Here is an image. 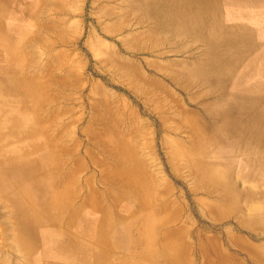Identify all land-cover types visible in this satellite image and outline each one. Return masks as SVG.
I'll return each instance as SVG.
<instances>
[{
	"label": "bare ground",
	"instance_id": "6f19581e",
	"mask_svg": "<svg viewBox=\"0 0 264 264\" xmlns=\"http://www.w3.org/2000/svg\"><path fill=\"white\" fill-rule=\"evenodd\" d=\"M11 1L15 2L14 6L11 5ZM78 1L80 0H0V50L3 53H11L0 58V201L12 212L11 227L15 236V240L13 239V243L9 245L10 248L12 247L10 250L12 255L16 247L19 248L18 244H21L23 248L21 264H27L31 259L35 235L30 227L47 223V226L53 228V234L60 227L65 228V232L69 234L64 237L65 246L59 247L64 257L63 262L58 264H88L86 256L91 255V251H87L88 248L82 251L79 235H76L81 233L78 229L83 228H90L92 236L99 234V240L103 239L101 233L105 230H115L114 241L117 248L127 245L126 248L131 250L127 256L129 264H156L157 261H162L160 264H177V262L191 264L194 256V264H238L234 260H229L230 257L226 248H223L220 237L207 233V228L211 225L209 223L199 225L189 209L194 200H197L199 211L211 216L213 222L214 219L220 221L223 216L226 219L231 213L236 212L237 201L234 195L230 199L224 196L229 191V187L224 185V177L227 173L224 169L213 167L222 160H215L219 158L216 156L219 152L228 153L230 150L237 149V145L242 143L264 147V84L257 81L252 85L251 76L254 72L245 70L255 68L258 66L256 63L263 58L261 53H258V50L262 49L261 42L250 38L245 40L234 38L235 36L232 37L233 35L229 33L230 36L225 39V45L222 43L225 47L221 45L220 49L213 47L210 52H207L210 39L205 41L207 40L204 39L205 36L201 37L206 42L204 46L198 47L195 44L199 54L207 52L204 54L208 55L206 58L198 61L199 57L194 61L199 62V66L208 67V73L211 74L209 80L215 81L210 84L214 83L216 87L224 88L233 71L236 72L237 84L251 83L250 87L240 89L243 93L223 94L224 96L232 95L233 101H229L226 107L220 109L219 105L222 101L220 99H225L223 95L219 99L217 97L218 101L214 104L209 105L210 95H216L213 91L214 85H209L210 89L192 94L187 87L180 85L170 72L164 73L163 77H148V74H143L144 71L141 73L135 58L126 56L123 59L119 55L122 52L130 55L156 52L155 55L161 56L164 53V50H161L167 46L164 44L173 43L181 38L176 34L186 31L187 37L189 34L197 35L204 31V24L208 23L214 27H210L211 32L223 30L224 23L218 3H212L210 0L208 6L199 7L203 9L202 14H211L213 6H216L217 15L212 14L207 19L203 18L197 10L183 18L184 11L181 8L183 5L179 6L175 15L171 13L168 15V21L172 24L174 32L164 34L163 30L159 32L157 26H154V23H158L157 18L161 10L156 5H146V0H131L128 1L129 4L126 3L128 5L123 3L125 0H94V3L99 5L95 16L94 26L96 27L89 31L90 39L87 41V46L93 52L95 51L94 57L98 59L95 64L99 67V71L106 74L104 77L108 81L126 83L130 95L141 103L147 115H153L156 118L154 134L155 137H159L160 147L162 146L164 153V159L160 158L161 165L162 168L167 167L172 176H175L180 184L182 183L175 186L167 173L163 175L161 167L156 162L158 158L153 148L149 144L145 147L144 142L139 140L137 129L140 124H143L142 122H145L144 119H141L142 117L128 101L117 95L114 89L113 92L106 89L107 85L103 87L99 82L93 81L95 96L89 102V117L81 126L84 142L86 141L84 152H80V144L75 142L73 146H70L66 143L69 136L68 130L78 123L76 119L79 116L71 117V120L63 122V118L70 114V108L63 104L64 107H53L54 109L47 112V117L45 116L44 106L52 105L53 101H59L61 96L59 98L58 93H50L51 95L47 93L48 88L46 89L45 84L42 85L37 79L40 76L39 73H36L35 77L31 72L30 57L24 53L29 44L30 35L39 30L38 24L36 21H27L23 25L13 16L17 12L18 16L20 14L26 20L43 17L44 9L39 10V4L47 3V25L45 26L47 35L53 34L56 38L58 36L59 41L56 42L60 45L64 29L61 26L58 28V25L63 20L62 16L67 20L72 17L69 20L76 37L83 34V30L79 31V14L76 12L79 6L80 9H83V6ZM149 1L156 2V0ZM149 9L155 12L152 27H143L136 31L129 30L132 22L142 26L143 18ZM122 10L125 13L121 17L119 13ZM82 12L83 10L80 16ZM262 19L264 20V12ZM198 28L202 30L198 31ZM95 30L102 32L105 36L102 38ZM237 34L242 33L237 32ZM218 41L221 42L220 39ZM47 44L49 49V42ZM64 50L58 52L55 49L50 54H48L49 51L47 52V69L50 70L47 75V87L56 84L67 88L69 85V68L63 72L60 66L62 63L59 65L57 63L62 59L65 65L72 62L71 57L68 58V53ZM180 52H182L181 48ZM120 56L122 58H119ZM35 60L33 59L34 62ZM152 61L151 65L154 68H164L165 63H159L156 59ZM253 62L254 64H251ZM197 66L194 68L197 69ZM236 66L239 70L235 69ZM134 71L152 83L147 81L148 85L138 86L140 82L137 80L139 83H135ZM204 79L207 78L201 73L200 79L196 80L205 83ZM171 122L176 125V129L170 127ZM178 128L179 131H177ZM224 135H230L233 138L228 140ZM229 154L228 158L234 161L235 154L232 152ZM60 156L65 157L64 161L58 160ZM257 159L259 161L255 164L264 169V155H260ZM225 163H228L227 159ZM183 167H189L186 174L181 172ZM198 181L204 184L199 186ZM186 192L191 195L193 202L186 200ZM42 196H47V199H43ZM62 217H66L65 221L61 219ZM261 217L263 219L257 221L248 220L247 224L255 229H261L264 226V217ZM121 231L126 232L125 235L121 234ZM231 240L234 242L237 238L232 237ZM9 241L12 240L9 239ZM57 247L51 246L54 250ZM250 255H253L254 260L256 258L257 264H264V247L251 250ZM3 259H0V264L14 262V260ZM47 264L52 263L47 262Z\"/></svg>",
	"mask_w": 264,
	"mask_h": 264
},
{
	"label": "rangeland",
	"instance_id": "374dc122",
	"mask_svg": "<svg viewBox=\"0 0 264 264\" xmlns=\"http://www.w3.org/2000/svg\"><path fill=\"white\" fill-rule=\"evenodd\" d=\"M131 0H125V2H123L125 5H128L129 2ZM216 0H212L211 2H215ZM80 3L81 6H83V9H80V6H79V10H77L76 12H78L79 16H78V19H79V31L83 30V34L82 36H78L76 37L75 36V31L74 29H72L71 25V20L69 19H72V17H69L68 20L62 16L63 20L62 22L60 23V25H58V28L59 26H61V28H63V37H62V41H61V44H60V47L63 49H65L68 53L67 57L72 59V62L68 65H65L63 59L61 62L59 63H62V65L60 64L61 68H62V71L66 72V69L69 68V85H67V88H62L60 85H52L48 88L47 90V93L49 95L51 94H55V93H58L59 95V98L60 100L59 101H53L52 102V105H49V106H44V110H48L46 112H49L51 111L52 109L56 108V107H64V106H67L69 107V111H70V114L69 115H66L67 117L63 118V122L64 121H69L71 120L72 118L71 117H75V116H79V118H77V122L74 126H72L71 128H69L68 132H69V136H67L68 140L66 141V143H68V145L70 146H73V144L76 142L77 144H80L81 146H79V149H80V152H84L85 149H86V145H84L86 143V141L84 142V135H82V125L84 124L83 122L87 121L88 117H89V102L92 101V97L95 96L93 95V81H96V82H99L103 87H105L106 85V89H108L109 91L113 92V89H114V92L119 95L121 98L125 99L126 101H128V103L131 105V107L133 109H135L137 111V113L142 117L141 119H144L143 121L145 122H142L143 124H140L139 128L137 129V133L139 135V140L144 144L145 147H147V145L149 144V146L151 148H153V151L155 153V156L158 158L156 160V162H158L159 166L161 167V171L163 173V175H165V173H167L170 177V179L173 181H171L172 184H177V185H181L179 182V180L177 181V179L175 178V176H172V174L170 173L169 169L166 167V168H162V165H161V159H164V153H163V149H162V146L160 147V141H159V137H155V134H154V128H156V118L152 115H147V113L142 109V106H141V103L134 97V96H131L130 93H129V88L127 87V84L126 83H117V82H112V81H108L105 77H106V74L99 71V67L95 64L98 59L95 56L94 52L87 46V41L90 39L89 38V31L96 27L94 26L95 25V19H96V9L98 8V6L94 3V0H80L78 1ZM82 2V3H81ZM88 2V3H87ZM128 3V4H126ZM147 3V0L146 2ZM92 4V5H91ZM197 7V6H196ZM181 7L183 8V11H184V16L183 18H185V16H189L190 13H194L197 12L199 13L200 12V15H202L203 18L207 19L209 18L210 16H212V14H216L217 15V8L216 6L214 7L213 6V12L210 13H206V14H202V11L203 9H200L199 7ZM95 8V9H94ZM178 8V7H177ZM176 7L174 8H164V7H160L158 9L161 10V13L159 14L158 16V23H154V26H157L159 32L161 30L162 33L164 32L165 33H168V34H172L174 31V28H172V24L168 21V18L169 17H166L164 16V14H168V15H175L177 13V9ZM87 9V10H86ZM119 7H118V11H119ZM174 9V11H173ZM83 10L82 12V15L80 16V12ZM89 10V11H88ZM121 11V10H120ZM119 11V12H120ZM168 11V12H167ZM118 12V13H119ZM125 13V11L121 13H119L121 15V17L123 16V14ZM171 13V14H170ZM155 15V12H153L152 10H148V13L146 14V16L143 18V24L142 26L138 25L137 22H132L130 23V25L132 26H129L130 29L129 30H132V31H136L140 28H147V27H152L151 25H153V20H154V15ZM186 14V15H185ZM90 17H89V16ZM167 15V16H168ZM177 16V15H176ZM174 16V18L176 17ZM85 17V18H83ZM153 17V18H152ZM201 17V18H202ZM93 18V19H92ZM164 18V19H163ZM151 19V20H150ZM67 20V21H66ZM149 20V22H148ZM82 21V22H81ZM163 21V22H162ZM69 23V24H68ZM81 23V25H80ZM136 23V24H135ZM161 23V25H160ZM62 24V25H61ZM90 24V25H89ZM135 24V26H134ZM202 25V24H200ZM217 27L220 28V26L218 25V23H216ZM65 26H66V29H65ZM161 26V27H160ZM163 26V27H162ZM212 26V24L208 23V24H204V31L203 32H199V34H189L188 37L186 36V34L188 32L184 31V32H181L180 34H176L178 36H180L181 38L176 40L175 42L173 43H168V44H164L167 45L164 49H162L161 51H163L164 53L161 55V56H157L155 55L156 52L154 53H147L145 52H141V53H135L134 55H130L129 53H125V52H122L120 53L119 55H121L123 57V59L127 56V57H131L132 58H135L139 64V69L141 70V73L143 72V74L147 75L148 77H154V76H159V77H163L165 76L164 73H171L172 75H174V77L176 78V81L184 86V87H187L188 90L191 91L192 94H195V93H198L199 91H202V90H206V89H210L209 88V85H214V83H211L210 82H215V81H211L209 80V74L208 73V67H204V66H199V62H196L194 60H196L195 58H199L198 61L206 58L208 55H204V54H207V52L210 50H212V48L214 47H218L220 49L219 46L222 45H225V39L222 38V36H225L229 33L231 34H236L231 30H227L225 27L223 30L221 31H216V32H211L209 29L210 27ZM189 27V26H187ZM213 27V26H212ZM60 28V29H61ZM74 28V27H73ZM126 28H127V25H126ZM136 28V29H135ZM164 28V29H163ZM214 28V27H213ZM86 29V30H85ZM69 32H68V31ZM88 30V32H87ZM202 28H198V31H201ZM214 30V29H213ZM97 35H100L102 38L105 36L102 32H99L98 30H95ZM170 32V33H169ZM81 33V32H79ZM84 35V36H83ZM52 37V39H49L50 37ZM202 36H205L204 39H207L205 41H209L210 45H208L207 47V52H203L202 54H199V50L196 51L195 49V44L199 47V45L201 46H204L206 42L203 41V39H201ZM71 37V38H70ZM184 38V39H183ZM186 38V39H185ZM200 38V39H199ZM221 40V42L218 41V39ZM71 39V40H70ZM74 39V40H73ZM80 39V40H79ZM183 39V40H182ZM49 40V41H48ZM54 40V35H47V43L49 42V49H48V44H47V52L49 51L48 54H50L51 52H53L56 48V43L53 41ZM65 43H64V42ZM67 41V42H66ZM72 41V42H71ZM145 41V40H144ZM180 41V42H179ZM52 43V47H50ZM199 43V44H198ZM204 43V44H203ZM80 44V45H79ZM82 44V45H81ZM203 44V45H202ZM170 45V47H169ZM222 45V46H223ZM58 46V45H57ZM178 46V47H177ZM55 48V49H51V48ZM74 47V48H73ZM81 47V48H80ZM168 47V48H167ZM184 47V48H182ZM189 47V48H188ZM225 47V46H223ZM83 48V49H82ZM180 48H181V51L180 52ZM194 48V49H193ZM51 49V50H50ZM73 49V51L71 50ZM177 49V50H176ZM193 49V51H192ZM224 49V48H223ZM53 50V51H52ZM64 50V51H65ZM84 50V51H83ZM206 50V49H205ZM72 51V52H70ZM82 51V52H81ZM92 51V52H90ZM224 51L226 52V50L224 49ZM90 53V54H89ZM168 53V54H167ZM47 54V56H48ZM170 54V55H169ZM65 55V54H64ZM119 57V58H122V57ZM175 56V57H174ZM185 56V57H183ZM195 56V57H194ZM146 57V59H145ZM152 60L156 59L157 62L159 63H165L164 65V68H154V66H152L151 64L153 63ZM180 57V58H179ZM183 57V59H182ZM225 58H228L227 55H224ZM139 58V59H138ZM168 58V59H167ZM172 58V59H171ZM188 58V59H187ZM193 58V59H192ZM97 59V60H96ZM158 59H161L160 61H158ZM151 60V61H150ZM165 60V61H164ZM90 61V62H89ZM154 61V62H156ZM171 61V63H169ZM120 62V61H119ZM146 62V63H145ZM143 63V64H142ZM199 63V64H198ZM64 64V65H63ZM121 64V63H120ZM172 65V66H170ZM198 65V66H197ZM143 66V67H142ZM198 67L197 69L194 68V67ZM64 67V68H63ZM82 67V68H81ZM175 67V68H174ZM150 68V69H149ZM166 68V69H165ZM238 66H236L235 69H237ZM146 69V70H145ZM152 69V70H151ZM159 69V70H158ZM170 69V70H169ZM206 74L205 73V71ZM94 70V71H93ZM162 70V71H161ZM194 70V72H193ZM88 71V72H87ZM151 71V72H150ZM251 71V70H249ZM49 70L47 71V75H49ZM78 72V73H77ZM90 72V73H89ZM181 72V73H180ZM193 72V73H192ZM85 73V74H84ZM135 73V83L138 84L140 82V84L138 86H144V85H148V83H150V81H148L149 79H143L142 76H139L137 75L138 72L134 71ZM174 73V74H173ZM180 73V74H179ZM195 73V74H194ZM201 73H203V76H205V78H207L206 80L204 79V82H198L196 79H200V75ZM75 74V76H74ZM80 74V75H79ZM99 74V75H98ZM154 74V75H153ZM186 74V75H185ZM205 74V75H204ZM236 72L231 74V77L230 79L226 82L228 84H230L229 86V89H232L233 91H235L236 87L234 86L235 85V75ZM51 75V74H50ZM90 75V76H89ZM137 75V76H136ZM178 75V76H177ZM105 76V77H104ZM187 76V77H186ZM189 76V77H188ZM214 76V75H213ZM80 79H79V78ZM84 77V78H82ZM91 77V78H90ZM140 77V78H139ZM191 77V78H190ZM90 78V79H89ZM139 78V79H138ZM181 78V79H180ZM184 78V79H183ZM234 78V79H233ZM92 79V80H91ZM101 80V81H100ZM139 82H138V81ZM142 80V82H141ZM72 81V82H71ZM92 81V82H91ZM148 81V83H147ZM103 82V83H102ZM109 82V83H108ZM198 82V83H197ZM89 83V84H88ZM105 83V85H103ZM112 83V84H111ZM142 83V84H141ZM147 83V84H146ZM152 83V82H151ZM150 83V84H151ZM245 83H248V82H245ZM193 86H192V85ZM200 86H199V85ZM208 84V85H207ZM227 84V86H228ZM73 87H72V86ZM76 85V86H75ZM110 85V86H109ZM70 86V87H69ZM80 86V87H79ZM125 86V87H124ZM203 86V87H202ZM75 87V88H74ZM89 87V88H88ZM191 89H190V88ZM197 87V88H195ZM116 88V90H115ZM63 89V90H62ZM71 89V90H70ZM228 89V88H227ZM229 89L227 91H229ZM51 90V91H50ZM123 90V91H122ZM64 91V92H63ZM213 91H215L214 93L216 95H210V102H209V105L211 106V103H215V101H218L219 98L222 97L223 94L226 93V90H223V88L221 89V87H216V85L213 86ZM63 92V93H62ZM179 92V90H178ZM195 92V93H194ZM51 93V94H50ZM67 93V94H66ZM70 93V94H69ZM180 93V92H179ZM219 93V94H218ZM122 94V95H121ZM126 94V95H125ZM218 94V95H217ZM91 95V96H90ZM185 95V94H184ZM69 96V98H68ZM128 96V97H127ZM65 97V98H64ZM125 97V98H124ZM218 97V99H217ZM68 98V100H67ZM213 98V100H212ZM136 99V100H135ZM88 100V101H87ZM131 100V101H130ZM68 102V103H67ZM64 106H63V105ZM66 104V105H65ZM62 105V106H61ZM54 107V108H53ZM217 107V106H216ZM88 109V110H87ZM43 110V111H44ZM78 111V112H76ZM88 111V113H87ZM84 113V114H83ZM147 117H146V116ZM85 119V120H84ZM61 122H62V118L60 119ZM148 120V121H147ZM151 121V122H150ZM147 122V123H146ZM149 122V123H148ZM147 125H146V124ZM155 124V125H154ZM146 125V126H145ZM153 125V126H152ZM172 125V126H171ZM152 126V127H151ZM175 124L173 122L170 123V127H173L175 128ZM75 127V128H73ZM145 127V128H144ZM150 127V128H149ZM176 129V128H175ZM145 130V131H144ZM73 131V132H72ZM150 133H149V132ZM177 131H179V128L177 129ZM140 132V133H139ZM142 132V133H141ZM148 133V134H147ZM147 136H145V135ZM150 134H154V135H150ZM142 135V136H141ZM224 137H227L228 140L229 139H232L233 137L232 136H226L224 135ZM144 138V139H143ZM143 139V140H142ZM149 139V141H148ZM146 142H145V141ZM73 142V143H72ZM72 143V144H71ZM172 143V142H171ZM243 144V143H242ZM237 145L238 148L237 149H234V150H230L229 152H232V154H235L233 155L234 157V161L233 160H230L228 158V156H230L229 152L228 153H217L219 155H216L218 156L219 158L215 159V160H218V159H222L220 163H216L217 165H215L213 168H219V169H224L225 172L227 173L226 177H224V185H226L227 187H229L230 189V186H241L243 185L242 180L244 182V176H242L243 172L242 171H247L248 169L250 170V173L252 171V169H254V164L255 161H258V157L260 155H264V151H259V146L258 145H254V144H249V143H244L243 145ZM84 145V146H83ZM152 145V146H151ZM252 145V146H251ZM254 145V146H253ZM251 146V147H250ZM261 147V146H260ZM211 147L209 146L208 147V150L210 149ZM250 148V149H249ZM243 149V150H242ZM83 150V151H82ZM161 151V152H160ZM210 151V150H209ZM252 151V152H251ZM157 152V153H156ZM159 153V154H158ZM155 156H153L154 158H156ZM152 157V158H153ZM61 158V159H60ZM150 158V157H149ZM161 158V159H160ZM223 158H226L228 163H225L226 162V159L223 160ZM231 158V157H230ZM65 157L63 156H60L58 157V160L59 161H64ZM160 159V160H159ZM250 159V160H249ZM252 159V160H251ZM257 159V160H256ZM242 161V163L240 162ZM250 161V162H249ZM230 166V167H229ZM166 169V170H165ZM183 169V170H182ZM188 169L189 167H186V168H181V172L182 174H186L188 172ZM233 169V170H232ZM185 170V171H184ZM256 170V169H254ZM229 171V172H228ZM169 172V173H168ZM242 174V175H241ZM238 175V176H237ZM172 176V177H171ZM179 178V177H178ZM180 179V178H179ZM233 179V180H232ZM256 179H259L257 181V183L254 184V187H258L257 189H264V183L262 182H259L260 180H262V177H259V176H256ZM231 182V183H230ZM199 184V186H201L202 184H204L202 181L201 182H197ZM230 185V186H229ZM176 186V185H175ZM183 188V187H182ZM185 189V188H184ZM187 194V192H186ZM216 195V194H215ZM186 196V200L187 201H192L193 202V199L191 197L190 194H187L185 195ZM1 200V199H0ZM197 205V206H196ZM4 207V208H3ZM9 209V211L7 210ZM192 209V210H191ZM191 209H189V211L191 212V215L193 217H195V221L198 222L199 225H201L202 223H206L208 222L207 219H205L204 217V214L201 213V211H199L198 209V203H197V200H194L193 204L191 205ZM0 210H2V212L0 211V215L4 214L3 216H0V259H3V260H12V252L10 251L12 249V247L10 248L9 245H11V243H13V239L15 240V236L13 235L14 233L13 232V229L11 227L12 225V218H11V214L12 212H10V208H8V206L4 203H2V201H0ZM6 212H5V211ZM195 210V211H194ZM10 212V213H9ZM196 212V213H195ZM200 212V213H199ZM8 216V218H7ZM2 218V220H1ZM10 218V219H9ZM9 219V220H8ZM200 221H199V220ZM202 219V220H201ZM10 221V223L8 221ZM3 221V222H2ZM6 221V222H5ZM5 225V226H4ZM9 227H11L10 229H8ZM10 232H8L7 231ZM11 230V231H10ZM14 237V238H13ZM8 238V239H7ZM12 238V239H11ZM3 239H7V240H3ZM12 240V241H9ZM10 242V243H9ZM7 244V245H6ZM3 245V246H2ZM2 246V247H1ZM6 246V248H5ZM9 247V248H8ZM6 249V250H5ZM10 251V252H9ZM2 252V253H1ZM9 254H8V253ZM11 253V254H10ZM3 255V257H2ZM10 255V256H9ZM11 257V258H10Z\"/></svg>",
	"mask_w": 264,
	"mask_h": 264
},
{
	"label": "crops",
	"instance_id": "0c3cea01",
	"mask_svg": "<svg viewBox=\"0 0 264 264\" xmlns=\"http://www.w3.org/2000/svg\"><path fill=\"white\" fill-rule=\"evenodd\" d=\"M208 1H210V0H182V1L181 0H156L155 3H152L149 0H147L146 5H148V4L149 5H156L159 8L160 7L162 8L163 6H164V8H170V7L171 8H174V7L177 8V7L182 6V5H183V7H191V6L195 7L196 5L198 7H202V6H208L210 4ZM215 2L218 3V5L221 7V19H222V22L224 23L223 24L224 27L227 30L232 29L233 32L236 31V34H234V35L232 34L233 35L232 37L235 36L234 38H236V37L242 38L243 40L250 38L251 40H258L261 42L262 49H261V51L258 50V53L259 54L261 53L263 58L261 60H259L258 63H256L261 68L256 66L257 68L255 67L252 69H249V68L248 69L254 72V74H252V76H251L252 85L254 84V82H257V81L264 84V70H263L264 69V20L262 19L263 12H264V0H217ZM11 5L14 6L15 2L14 3L12 2ZM39 5H40L39 10L42 11L44 9V16H43L44 18L43 17H34L33 19L28 18V20H26L23 16H20V14L18 16L17 12H16V14H14L13 17H14V19H16V21L19 20V23L23 24V25H25L27 23V21H31V22L36 21V23L38 24L37 29H39V30L36 31L37 33H33L30 35V37L28 39L29 44L25 48L24 53L30 57V70H31V72H33V75L35 77L37 75L36 73H39L40 76H38L37 79L39 80V83H41L42 85L45 84V88L47 89V83H46L47 82V74L46 73L49 70V69H47V39H45V38H47V27H45L47 25V20H46L47 19V11H46L47 10V3H46V5H43V3H41ZM11 11H12V9H11ZM13 12H15V9H13ZM45 12H46V15H45ZM167 15L168 14H164V16L168 17ZM11 16H12V14H11ZM237 32L242 33V34H237ZM44 33H46V34L44 35ZM43 35L46 37H44ZM229 36L230 35L227 34L225 36H222V38L227 39ZM244 37H246V38H244ZM54 40H55L54 42L58 45V42H56V41H59L58 36L56 38V35H54ZM33 43L35 45H33ZM57 45L55 47L56 50L58 52L60 50L62 51L60 45H58V46ZM43 46H45V47H43ZM5 54L7 55L9 53L8 52L3 53L2 50H0V58H2V56ZM32 58L34 60L36 59L35 60L36 63L33 61ZM1 61H3V60H1ZM57 63H58V65L60 64L59 61H57ZM57 63H55V64H57ZM32 64L35 67V69L32 66ZM45 64H46V66H45ZM251 64H254V62ZM48 68H50V67H48ZM39 69H41V70H39ZM35 70H36V72H35ZM237 70H239V69L237 68ZM245 70L249 71V70H247V68ZM237 83L238 82L236 81L235 85H234L236 87L235 91H233L232 89H229L230 84H228V83H227L228 86H224V88L221 87V89L223 88L224 90H226L225 94L230 93V92H238V93L241 92V93H243V90L240 91L241 88L251 86L250 82L246 83L245 85L244 84H237ZM242 83H245V82H242ZM227 88L229 89V91H227L228 90ZM46 89H45V91H46ZM223 97L225 99H220V100H222L220 102V105H219L220 109H222L223 107H226V105L229 101H233L232 95H228V96L223 95ZM44 114H46L45 116L47 117V112H45V110H44ZM257 133L262 134V132H257ZM258 150L264 151V147H259ZM255 163H257V161H255ZM255 163H253V164L255 166L254 169H256V170L252 169L251 173H247V172H250L249 169L245 172L242 171L243 175L242 174L241 175L245 177L244 182H243V180L241 182V183H243V185L234 186V187L230 186L229 191H227L226 194H224V196L227 199H230V197L234 195L235 200L237 201L236 202L237 203L236 212L231 213L229 216H227L226 219L223 216L220 221H217L216 219H214V222H213V218L211 216L204 214V217L208 221V222H206V224L209 223V225H211V226H208L207 233L213 234V235H218L220 237L219 239L221 241L223 248L224 249L226 248L225 250L228 252V257H230L229 260H234V262H236L238 264H244L245 262H246L245 264H257L258 261H255L256 258L254 260L252 257L253 255H250L251 250H255V249H259V248L264 247V228H263L264 226L261 229H255L254 227H250L247 224V222L249 223L250 220L257 221L259 219H263L261 216L264 217V198H263L264 197L263 196L264 195V189H257L256 190L255 188H257V187H254V184L259 180V179H256V176L262 177V180H260L259 182L264 183V169H263V167H261V168L258 167V164H255ZM247 186H249V187H247ZM238 187H239V189H238ZM258 188H259V186H258ZM248 197L250 200L248 199ZM42 198L47 199V196H42ZM261 203H262V205H261ZM247 204H248V206H247ZM241 206L243 209L241 208ZM262 212H263V214H262ZM208 217H210V218H208ZM236 217H238V218H236ZM61 219L63 221H65L66 217L65 218L62 217ZM227 224H228V226H227ZM212 225H214V227H212ZM30 228H32L33 234H35V235L33 236L31 259H29L27 264H47V262L52 263V264L53 263L54 264L62 263L64 256L61 254V248H59V247L65 246L64 237L69 235L68 233L65 232V228L62 229L60 227V229L58 231H55L54 234H53V228L51 229L50 226H47V223H45L43 225H34L33 227H30ZM78 230H80L81 233L76 234V235H79L78 239H80L79 241H80V245L82 246V249H83L82 251H85V248H88L87 251H91V255L88 254L86 256L87 257L86 260H88L86 262L88 264H89V262H91V264H105V263H107V264H113V263L114 264H129L128 263L129 258L127 256L131 252V250H128V248H126L127 245L119 246L117 248V245L114 241V238L116 236L115 230H111V231L105 230L103 233H101V236L103 237L102 240H99V234L92 236V234L90 232L91 231L90 228L89 229L83 228V229H78ZM225 230H227V231H225ZM39 232L41 234H39ZM237 232H238V234H237ZM120 233L121 234L123 233L125 235L126 232L121 231ZM232 237H236L237 241L233 242V240H231ZM34 240H36V241H34ZM52 245H54L55 247L56 246H58V247L55 248V250H54L53 248H51ZM18 246H19V248L16 247V250H14L15 251L14 254H16V253L17 254L16 255L13 254V256H15L17 259L15 257H13L14 259L12 258V261L14 260V262H15V263L13 262V264H16V263L21 264V262L23 261L21 259V257L23 256V255H21L23 253V248H22L21 244H18ZM17 251H19V252H17ZM1 261H3V260H1ZM194 261H195V256L191 259V264H194ZM160 263H162V261L156 262V264H160ZM263 263H264V260H263ZM177 264H179V262H177Z\"/></svg>",
	"mask_w": 264,
	"mask_h": 264
}]
</instances>
